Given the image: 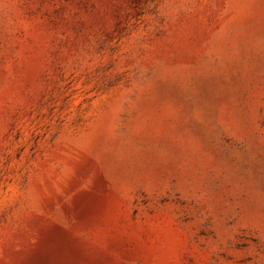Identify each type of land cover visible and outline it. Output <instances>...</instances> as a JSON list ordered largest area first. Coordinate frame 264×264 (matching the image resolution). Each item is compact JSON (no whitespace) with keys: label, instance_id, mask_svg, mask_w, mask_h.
<instances>
[{"label":"rangeland","instance_id":"rangeland-1","mask_svg":"<svg viewBox=\"0 0 264 264\" xmlns=\"http://www.w3.org/2000/svg\"><path fill=\"white\" fill-rule=\"evenodd\" d=\"M0 264H264V0H0Z\"/></svg>","mask_w":264,"mask_h":264}]
</instances>
